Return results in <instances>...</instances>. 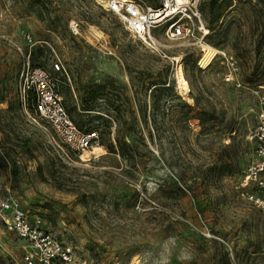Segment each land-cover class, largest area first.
Instances as JSON below:
<instances>
[{"label": "rangeland", "instance_id": "1", "mask_svg": "<svg viewBox=\"0 0 264 264\" xmlns=\"http://www.w3.org/2000/svg\"><path fill=\"white\" fill-rule=\"evenodd\" d=\"M106 2L0 0V197L86 264H264V213L242 186L264 110V0H200L204 29L179 40L161 23L169 57ZM27 62L48 72L105 154L52 139ZM24 251L0 220V264H24Z\"/></svg>", "mask_w": 264, "mask_h": 264}, {"label": "built area", "instance_id": "2", "mask_svg": "<svg viewBox=\"0 0 264 264\" xmlns=\"http://www.w3.org/2000/svg\"><path fill=\"white\" fill-rule=\"evenodd\" d=\"M200 0H160L153 7L144 0H107L105 8L118 15L125 28L137 40L156 51L162 57H169L164 43L155 35L154 29L166 22V39L179 40L204 29ZM174 62V59L171 58ZM232 64H234L232 62ZM60 69V64H54ZM26 70L27 88L37 91L38 116L50 124L52 139L58 138L63 145L74 151H90L105 154L107 148L99 142L97 130L80 129L63 105L62 95L48 72L41 66ZM227 80H234L230 73ZM250 138L256 142L251 154L242 186L252 189L246 192L248 200L264 213V110L257 115V125L250 131ZM96 147L101 151H94ZM0 220L5 228L13 231L25 242L24 264H86V260L75 247L58 239L43 226L39 218L32 219L29 213L9 197H0Z\"/></svg>", "mask_w": 264, "mask_h": 264}, {"label": "bare ground", "instance_id": "3", "mask_svg": "<svg viewBox=\"0 0 264 264\" xmlns=\"http://www.w3.org/2000/svg\"><path fill=\"white\" fill-rule=\"evenodd\" d=\"M101 2L105 3L106 0H100ZM207 32V30H206ZM174 61L178 60L179 61V57H173ZM177 85L179 87V89L181 90V92L183 93L182 95H184L185 98L191 100L190 94L192 92L191 89V85L188 81V79L185 77L183 68H182V64H178L177 67ZM84 152H89L88 150L84 151Z\"/></svg>", "mask_w": 264, "mask_h": 264}]
</instances>
